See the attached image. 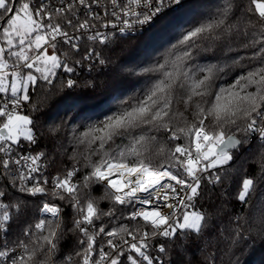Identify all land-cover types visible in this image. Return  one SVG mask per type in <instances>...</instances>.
<instances>
[{
  "label": "snow or ice",
  "instance_id": "snow-or-ice-1",
  "mask_svg": "<svg viewBox=\"0 0 264 264\" xmlns=\"http://www.w3.org/2000/svg\"><path fill=\"white\" fill-rule=\"evenodd\" d=\"M261 185L264 0H0V264H245Z\"/></svg>",
  "mask_w": 264,
  "mask_h": 264
},
{
  "label": "trees",
  "instance_id": "trees-1",
  "mask_svg": "<svg viewBox=\"0 0 264 264\" xmlns=\"http://www.w3.org/2000/svg\"><path fill=\"white\" fill-rule=\"evenodd\" d=\"M189 4L194 5L197 0H188ZM64 99V98H59ZM73 102H83L77 93L70 94L67 99H64V107L71 105ZM91 101H89L90 103ZM255 200L264 199V185H261L254 196ZM233 210L238 209L240 206L238 203L233 202L231 205ZM242 259L245 264H264V246L257 244L255 249L247 251ZM190 260L191 264H203L204 256L199 251L189 250L187 252L180 251L179 254L173 255L174 264H182L183 261Z\"/></svg>",
  "mask_w": 264,
  "mask_h": 264
}]
</instances>
